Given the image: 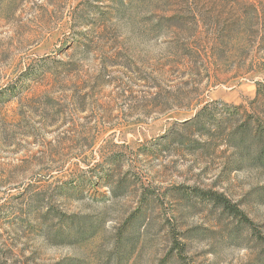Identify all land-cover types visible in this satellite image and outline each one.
Returning <instances> with one entry per match:
<instances>
[{
	"label": "rangeland",
	"instance_id": "obj_1",
	"mask_svg": "<svg viewBox=\"0 0 264 264\" xmlns=\"http://www.w3.org/2000/svg\"><path fill=\"white\" fill-rule=\"evenodd\" d=\"M126 1L104 22L105 0H0V93H18L0 102V264H159L173 227L185 260L166 264H264L191 195L223 193L264 237L256 143L185 124L214 101L250 110L264 0Z\"/></svg>",
	"mask_w": 264,
	"mask_h": 264
},
{
	"label": "trees",
	"instance_id": "obj_2",
	"mask_svg": "<svg viewBox=\"0 0 264 264\" xmlns=\"http://www.w3.org/2000/svg\"><path fill=\"white\" fill-rule=\"evenodd\" d=\"M105 1L112 2L114 5L107 7V9H111L110 11H103L100 13L99 19L104 22L122 20L126 10L128 9L127 1ZM17 94L18 93H16L13 87L9 88L6 93H0V102L8 103L12 99H15L18 96ZM249 108L250 110L246 111L245 107L242 105L231 107L214 101L200 106L199 109L196 110L195 115L186 121L185 124L188 123L191 125L201 126V129H199V131L202 132L199 133L201 136L208 137L218 134L222 137H226L227 140L225 141V145L227 146L235 145L241 148H248L246 147L247 145L255 142V154H253L252 158H247L246 164L251 167L264 169V82H257L255 96L249 102ZM222 125H227V127L224 126L225 128H223ZM107 179L108 176L106 174L100 177V180L103 181V183H106ZM186 194L187 193H185L184 196H186ZM191 195L199 201L206 202L214 208L219 209L228 217L237 220L240 225L248 229L254 238L264 244V237L257 231L253 222L248 218L238 203L231 201L223 193L216 192L214 190H203L198 187L192 188ZM171 232L173 246L169 253H167V255L159 262V264H166L167 260L172 255L181 261L185 260L184 253L186 245L178 239L177 236H179V233L176 232L174 227ZM129 244L130 247L132 244Z\"/></svg>",
	"mask_w": 264,
	"mask_h": 264
}]
</instances>
